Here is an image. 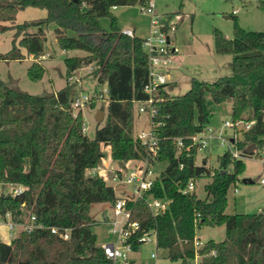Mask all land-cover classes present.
<instances>
[{
  "label": "trees",
  "instance_id": "obj_1",
  "mask_svg": "<svg viewBox=\"0 0 264 264\" xmlns=\"http://www.w3.org/2000/svg\"><path fill=\"white\" fill-rule=\"evenodd\" d=\"M148 0H0V21L15 19L26 7L46 10L43 18L15 26L11 48L2 60H22L32 55L27 67L29 80L39 81L45 67L36 59L44 55L45 28L53 25L56 46L82 55L65 56L66 82L55 92L33 95L10 86L0 78V183L22 185L20 195L0 193V217L9 213L21 221L24 211L34 215L43 228L21 231L9 244L0 240V264H108L96 243L90 213L93 203L112 205L115 192L98 176L86 175L87 168L100 163L110 149L113 161L142 158L145 148L133 135L134 103L147 97L148 57L142 39L117 27L114 7L147 5ZM264 9V0L259 1ZM178 14L171 12L168 15ZM101 18H108L109 29ZM232 37L213 31L216 54L231 55V73L204 81L192 77L189 89L156 105L154 133L158 137L156 160L165 162L154 179L152 194L169 200L167 209L153 215L143 200L132 203V219L140 230H152L156 247L167 258L188 264H264V211L226 214L227 193L244 169L242 159L228 151L218 157L219 167L210 172L196 164V150L180 152L173 140L186 138L210 124L221 103L231 102L230 118L252 121L235 144L244 152L255 144L252 157L264 152V30H246L232 15ZM29 28L35 30L29 31ZM9 28L0 26V32ZM165 29V28H164ZM24 49V52L22 51ZM90 66V75L107 88L106 117L93 137L86 135L81 110L74 111L77 94L75 72ZM91 98L90 102L93 103ZM105 111L103 108H101ZM249 111V115L246 112ZM186 142V141H185ZM182 165V167H180ZM208 178L206 196L182 190L190 181ZM68 228L64 240L50 227ZM224 226L221 241L206 240L198 248L194 241L203 227ZM133 241L132 249H139Z\"/></svg>",
  "mask_w": 264,
  "mask_h": 264
},
{
  "label": "rangeland",
  "instance_id": "obj_2",
  "mask_svg": "<svg viewBox=\"0 0 264 264\" xmlns=\"http://www.w3.org/2000/svg\"><path fill=\"white\" fill-rule=\"evenodd\" d=\"M260 0H155L156 8L171 12H180L182 17L176 19L175 30L171 36L176 38L178 54L165 57L163 61L170 66L167 73L169 82L166 84V92L170 96L184 94L190 87L191 77L204 81H213L216 78L231 73V55L216 54L213 49V31L220 30L227 38L232 37L234 15L238 24L246 30H264V9ZM115 12L117 14V27H135L136 34H143L141 25L149 17L143 15L137 5L124 6ZM236 10L235 12H233ZM46 10L35 7H26L16 13L15 19L11 21H0V26H7L9 29L0 32V54L6 53L11 48V39L15 33V26L25 21L43 18ZM101 24L105 29H109L108 18H102ZM177 27V28H176ZM29 31L35 30L29 28ZM46 43L44 55L36 59L45 67V73L41 80L31 81L27 77V67L34 61L25 55L22 60H2L0 59V78L10 86L18 87L20 90L33 95L52 93L65 85V65L63 57L58 55L59 48L54 43L53 34L45 28ZM24 52V49H22ZM79 52V51H77ZM81 52V51H80ZM83 54V53H81ZM90 66L82 67L75 72L72 80H77V94L86 93L94 100L86 103L80 110L82 111L83 123L87 129L83 131L89 137H93L97 125H102L106 117L105 84H98L90 75ZM102 95V96H100ZM103 108L104 119L101 123L95 120L97 109ZM76 111V110H75ZM231 102L229 100L217 106L209 125L219 127L224 120L230 118ZM249 115V111L246 112ZM264 118V117H263ZM145 119L139 118L133 110V135L145 124ZM232 134L230 130H225V135ZM241 138V134L238 135ZM237 139V140H238ZM105 152L104 149H102ZM227 151L226 147L214 146L209 151L198 154L196 163L201 164V159H205V167L213 172L219 167L218 157ZM244 169L239 175L238 181L231 185L227 193L226 214L234 213H260L264 211V184L259 182L264 177V163L256 156L243 160ZM165 162H155L153 174L157 176L165 167ZM244 178H250L253 182H243ZM208 178H202L195 182V193L199 198H204V184ZM109 184H114L110 183ZM115 185V184H114ZM116 193L118 194V186ZM235 188L237 191L235 192ZM108 204L93 203L90 213L95 220L92 231L96 235V242L102 244L110 239L107 232V225L104 223ZM24 222L29 219V213L24 211ZM28 218V219H27ZM22 228V227H21ZM108 236V237H107ZM225 236L224 226H205L197 232L204 243L209 238L221 241ZM156 253V259L150 257L151 253ZM132 256L137 259L134 264H180L179 261H171L167 258L166 251L156 248L153 242L143 243L139 246L138 252ZM188 264H196V260H191Z\"/></svg>",
  "mask_w": 264,
  "mask_h": 264
},
{
  "label": "built area",
  "instance_id": "obj_3",
  "mask_svg": "<svg viewBox=\"0 0 264 264\" xmlns=\"http://www.w3.org/2000/svg\"><path fill=\"white\" fill-rule=\"evenodd\" d=\"M139 11L149 17V32L142 39V46L148 57V81L143 90L147 95L144 101L134 103L136 116L145 119L146 125L140 127L135 134V138L145 148V156L136 159H127L113 161L110 156V149L102 147L105 150L104 157L100 163L92 168H87L85 173L90 176H98L104 182L112 186L114 192L118 186V194H115L116 200L108 206V212L104 223L107 225V232L110 239L100 245L108 264H132L131 253L133 241L139 245L147 242H153L156 246V235L152 230L143 231L137 235L140 230L138 221L132 219V203L137 200H143L150 212L155 215L162 213L167 209L169 200L156 198L151 190L153 188L154 163L158 162L156 156L158 153V137L154 133V116L157 114L156 105L163 100L162 91H166L167 74L163 71V59L170 56L176 51L172 46L170 36L175 30L176 19L178 14L168 15L156 11L155 0H148L147 5H139ZM234 10L233 12H235ZM165 28V29H164ZM123 32L132 36L131 30L125 29ZM105 93V103H108L107 88L103 89ZM102 96V95H100ZM91 100V96L86 93H80L72 102L73 110H80L86 103ZM252 121L243 119L224 120L219 127L206 125L201 131H198L186 138H173L178 152L182 148L186 152L196 150V158L199 153L209 151L214 146L226 147L232 158L246 159L245 152L237 149L235 142L242 131L248 130ZM87 129L83 124L82 130ZM230 130L232 134L225 135V130ZM186 141V142H185ZM103 151V150H102ZM253 157V156H252ZM264 163V152L256 156ZM201 164H205V159H201ZM196 162V161H195ZM197 164V163H196ZM182 167V165H180ZM114 183V184H109ZM259 182L264 184V177ZM26 188L22 185L12 183H0V193L6 195H20ZM235 192L237 188L234 189ZM184 193L195 191V182L190 181L182 190ZM22 231H31L35 228H43L41 223H36L35 216H29L27 222L20 224ZM13 224L9 223V229ZM51 233L58 235L60 238L67 240L70 230L68 228L50 227ZM196 248L202 245L199 240L195 239ZM157 248V247H156ZM152 258H156V253H151Z\"/></svg>",
  "mask_w": 264,
  "mask_h": 264
},
{
  "label": "crops",
  "instance_id": "obj_4",
  "mask_svg": "<svg viewBox=\"0 0 264 264\" xmlns=\"http://www.w3.org/2000/svg\"><path fill=\"white\" fill-rule=\"evenodd\" d=\"M119 8H121V7H114V8H112V12H113V14H115V12L119 9ZM122 8H124V9H126V7H124V6H122ZM155 8H156V5H155ZM156 11L157 12H160V13H162V14H168V13H171V11H167V10H163L162 8H156ZM178 15H179V18L180 17H182V14L178 11ZM116 17L118 18V16H117V14H116ZM102 19V18H101ZM101 19H100V23H101ZM177 23V22H176ZM102 25V24H101ZM177 25H178V23H177ZM103 27V26H102ZM104 28V27H103ZM141 29H143V34H136L135 32H136V28L135 27H128V26H124L123 28L121 27L120 29L123 31V30H125V29H128V30H131V32H132V34L133 35H135V36H138V37H140V38H144L145 36H147V34H148V32H149V20H145L144 21V24L143 25H141V27H140ZM177 28V27H176ZM52 29H53V25H50V26H48V28H47V30H49L50 31V34L52 33L53 34V32H52ZM226 36V35H225ZM227 37V36H226ZM53 38H54V36H53ZM170 41H171V44H172V46H174L175 48H176V51L173 53V54H171V55H174V54H178V49H177V46H176V38H175V36H170ZM54 43H55V39H54ZM82 52H77L76 50H69V51H65V50H61V49H59V52H58V55H60V56H62L63 58L65 57V56H74V55H82L81 54ZM29 58H32V55H29ZM230 63H231V61H230ZM163 67H164V72L167 74L168 72H169V70H170V66L167 64V63H165V62H163V65H162ZM192 78V77H191ZM198 79V78H197ZM169 82V80L167 79V83ZM82 112V111H81ZM115 194H117L116 192H115ZM104 204V203H103ZM24 215H22L20 218H21V221H18V220H15L14 218H12L11 217V215L9 214V213H6L5 215H4V217H0V240L2 241V242H4V243H6V244H9L11 241H12V239H14L21 231H22V228H21V223H23L24 222ZM28 219V218H27ZM9 223H11V224H13V228L12 229H9ZM108 237V236H107ZM197 240H201V242H203L202 241V239L200 238V237H197L196 238ZM209 239H212V238H209ZM212 240H214V239H212ZM214 241H216V240H214ZM216 242H218V241H216ZM97 243V242H96ZM97 245H101V244H98L97 243ZM159 249V248H158ZM138 252V250H136V251H133L132 253H131V260H132V264H134L135 263V261H136V259H137V257L136 256H132L134 253H137ZM151 257V256H150ZM156 259V258H155ZM195 260H196V264H197V262H198V257H196L195 258Z\"/></svg>",
  "mask_w": 264,
  "mask_h": 264
},
{
  "label": "water",
  "instance_id": "obj_5",
  "mask_svg": "<svg viewBox=\"0 0 264 264\" xmlns=\"http://www.w3.org/2000/svg\"><path fill=\"white\" fill-rule=\"evenodd\" d=\"M105 112L102 109H97L95 112V120L97 123H101L104 119ZM255 149V144H249L245 149L244 152L247 154H251ZM243 182H250L252 183L253 181L250 178H244Z\"/></svg>",
  "mask_w": 264,
  "mask_h": 264
}]
</instances>
